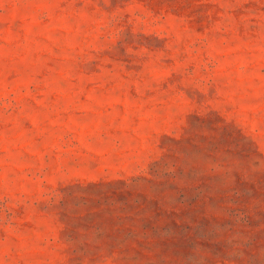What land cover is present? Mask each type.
<instances>
[{
    "label": "rangeland",
    "instance_id": "obj_1",
    "mask_svg": "<svg viewBox=\"0 0 264 264\" xmlns=\"http://www.w3.org/2000/svg\"><path fill=\"white\" fill-rule=\"evenodd\" d=\"M0 264H264V0H0Z\"/></svg>",
    "mask_w": 264,
    "mask_h": 264
}]
</instances>
